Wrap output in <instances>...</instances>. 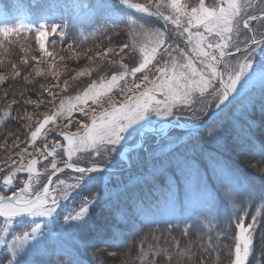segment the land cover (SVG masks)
<instances>
[{
    "label": "snow or ice",
    "instance_id": "6c2138e0",
    "mask_svg": "<svg viewBox=\"0 0 264 264\" xmlns=\"http://www.w3.org/2000/svg\"><path fill=\"white\" fill-rule=\"evenodd\" d=\"M116 3L123 9L155 17L157 20H162L164 25H171L175 35L183 41L185 47L181 48L179 44L169 43L167 28L153 30L140 24L139 28L142 32L156 38L150 45L139 49L141 59L138 66H133L130 71L125 70L112 75L110 79L101 80L99 83L91 82L82 95H77L75 102L68 104L67 107L61 100L59 110L45 115L44 119L38 122V126L30 132L26 147L17 153L19 160L14 162L9 156L0 164V173H3L0 176V219L4 225L0 229V247L6 249L7 264H29V255L42 249L45 234L41 224L34 223L30 231H24L22 236L15 235L10 229L13 228L14 223L18 222V218H49V222L55 218L59 222L60 214L57 209L60 207V199L70 198L69 189L89 188L96 181L102 180L101 175L93 174L107 172V164L112 153H118L120 149L127 152L128 142L137 133L143 135L144 131H157L148 127L153 123L152 117H171L177 110L183 109L192 112V119L200 120L201 117L197 115V112L207 115L208 112L205 109L211 110L212 102H215L216 110H223L241 97L250 85L256 82L264 84V32H261L258 37L256 29L252 27L255 21L264 22V10L260 15L250 13L248 9L253 7L251 0H216L212 5H209L206 0H198V4L193 6H189L182 0H147L146 3L116 0ZM83 7L90 8L92 5L84 4ZM97 7L106 9L113 16L112 30L115 32L119 27L118 21L122 19L115 15V11L120 9H115V6L107 0H99ZM134 23L129 21L130 25ZM241 25L243 29L251 33V35L245 33L243 40L239 38ZM62 27L67 28V24L41 23L35 29L23 23L11 26L5 24L0 27V37L8 39L14 34L19 35L21 30L35 32V43L41 55L54 59V54L46 49V42L50 33H58L63 40L66 33L60 30ZM68 47L71 49L72 45ZM129 47L128 43L122 42L116 55H127L126 49ZM21 50H24L23 47ZM112 52L114 48L109 46L101 56ZM237 53L242 55L237 56ZM35 59L33 57V60ZM61 59H63L62 56ZM24 63L27 61L25 60ZM49 68L51 72L52 65H49ZM14 74L20 75L18 71ZM85 74V72L79 73L81 76ZM137 74L142 75L138 77ZM36 75L40 76L43 73L37 70ZM129 76L133 78L131 81L126 79ZM24 79L28 78L24 77ZM6 80L5 76L0 75V86L5 89L8 87ZM121 81L124 82L123 85ZM64 85L62 90H66L67 81ZM54 87L59 88L60 85L57 84ZM117 88L121 94L119 101L110 95ZM49 95L55 98L50 91ZM3 99H9L7 91ZM89 101L97 105V109L92 111L89 123L80 124L75 132L70 128L68 131H60L58 135L63 137L61 143H56L55 137L46 135L47 126L55 125L56 117L68 119V124L64 125L68 127L71 124L69 119L71 112L79 110L87 115L83 105ZM105 101H107V107H104ZM18 103L20 102L13 95L4 115L10 116L13 106ZM22 103L38 108L43 101L25 99ZM197 104L200 105L199 108L196 107ZM27 118L31 119V116ZM137 125L139 127H134ZM203 126V124L188 125V135L194 134ZM80 129L83 131L81 132ZM42 135L46 137L45 142L43 146H39L37 141ZM209 135H212L211 131ZM21 142L20 138L16 137L12 145L19 147ZM27 147H32L39 156L31 157L29 153L31 158L25 163L24 153ZM174 148L175 144L170 141L165 151L171 152ZM258 151L261 159L264 160V145H260ZM85 152L91 157V166H80L73 162V157L77 153ZM159 154L160 150L157 149L152 155ZM65 156L66 159H64ZM42 161H48V163L44 164ZM38 163L41 165L40 169L37 168ZM101 164L104 165L103 168ZM2 165H7L8 170L5 171ZM250 166L255 167L254 164ZM176 167L178 172L183 173L190 165L186 161L177 159ZM66 169L71 170L73 174H78L73 176L74 183L69 184L58 176ZM22 172L27 173V179H22L18 175ZM193 172L198 176V170L193 169ZM217 172L219 178L230 186L229 194L244 190V182L235 171L228 169L226 165H218ZM41 175L46 176V183L38 189L35 184L39 183ZM53 177L57 179L54 181ZM16 181H19L16 185L18 190L13 187ZM57 189L63 191L62 197H58ZM113 194L114 192L108 188L107 180L104 179L102 192L89 195L87 199L81 201L78 210L63 216V227L78 233L79 247L90 246L93 239L89 218L92 206ZM249 198L251 200L259 198L264 204V182L259 186L258 196L257 190L253 189L249 192ZM205 203L209 213L219 214L214 198ZM193 211L194 218H198L199 213ZM117 219L123 223L128 222L121 213H117ZM184 223L186 225L184 235L187 236L193 225L187 221ZM258 230L260 239L264 241V206L257 208L254 213H249L242 208L239 214L233 213L229 217L228 227L222 229L216 237L218 242H224V247L227 249V264H248ZM113 233L115 239L119 236L120 230L114 227ZM6 236H10L11 239H5ZM110 242L105 241L106 244ZM209 247H216L211 240ZM203 250L206 252L208 248L205 247ZM184 254L185 251L180 250L175 255L180 257ZM47 255L46 252H42V256ZM109 255H115V253H109ZM51 256V259H43L42 264H84L76 248L59 245ZM0 264H4V261L0 260ZM195 264H207V260L201 255Z\"/></svg>",
    "mask_w": 264,
    "mask_h": 264
},
{
    "label": "trees",
    "instance_id": "16d2710c",
    "mask_svg": "<svg viewBox=\"0 0 264 264\" xmlns=\"http://www.w3.org/2000/svg\"><path fill=\"white\" fill-rule=\"evenodd\" d=\"M15 2L16 0H0V4L4 7L8 3ZM36 2L38 4L32 5L28 2L26 4L29 16L26 18L25 25L33 29L37 26L38 18V12L33 13V11L38 8L42 15L45 6L41 0ZM259 9L264 10V2L261 0L256 2V9L251 13L261 14L262 11ZM100 18L101 14H99ZM136 21L147 27L155 24L144 18H138ZM256 22H260L264 29V22L261 21L253 22V28ZM118 24L119 27L115 32L112 30L113 24L102 25L95 33L84 30V25H81L84 32L69 29L65 31L66 35L63 40L56 39V49L60 54L80 53L98 46L106 48L120 45L122 42L129 44V25ZM34 44L35 32L21 30L19 35L14 34L8 39L0 37V71L11 67L12 59L21 53L22 47ZM69 45H72L71 49ZM240 55L242 54H237V56ZM33 66L29 62L24 66L19 78L6 83L7 89L2 86L3 91H0V147L8 146L17 136L21 139L25 138L26 134L23 130L25 121L21 117H25L26 112L31 111L34 105L24 104L22 101L25 99L42 100L43 93L41 92L45 90H40V85L42 86L44 81L36 79L30 82L29 77L27 80L24 79L30 75V69ZM5 91H7L8 100L3 99ZM13 95L20 103L13 106L10 116H5L7 104ZM205 117L193 122L187 120L186 123L188 125L197 124ZM209 131L212 135H209ZM172 132L180 138L171 152L163 150L159 155H153L139 163H131L130 169L119 174L100 173L102 180L96 181L89 188L75 189L72 192L64 209L65 213L79 209L81 201L87 199L89 195L102 192L104 179L107 180L109 190L114 192L108 199L100 200L91 208L89 218L93 239L90 246L81 248L84 253L76 243L71 246L78 250L80 256L91 255L92 259H89L91 264H177V260L179 264H195L201 255L206 258L207 264H227V249L224 247V242L216 240L217 234L228 227L229 217L233 213H240L239 208L254 213L257 208L264 206L259 198L254 200L249 198V192L252 190L250 186L256 185L258 196L259 186L264 182V160L261 159L258 151L259 146L264 145V84L260 82L253 84L241 97L221 110L205 127L194 134L189 136L188 131L179 130H172ZM177 159L188 162L190 167L195 164V170H198V176L195 178L203 179L213 195L219 197L218 199L228 194L230 204L234 207L233 210L219 215L213 226L209 228H204L194 222H187L193 225L187 236L184 235L185 223H144L139 220L138 213L135 211L136 208L150 209L146 199L149 198L150 202L157 200L155 190L165 199L164 190L169 189L171 183L177 182L180 185L176 167ZM115 161L116 159L110 160L113 166L109 167L124 168L123 163L121 166H115ZM90 164L86 163V165ZM211 164L216 167L226 165L228 169L235 171L244 182V190L229 194L230 186L225 184L219 175L215 176L217 171L212 169ZM251 164L255 167L250 166ZM101 166L104 165L101 164ZM184 173L185 176L189 174ZM65 174L78 175L71 172ZM194 174L193 172L192 175ZM137 194H140L139 197L133 201ZM117 213L126 217L128 222L123 223L117 219ZM234 226L233 221L232 227ZM114 227L120 230L119 236L115 239ZM66 231L78 235L76 232L67 229ZM71 234L66 239L67 243L74 242ZM210 240L216 246L215 248L209 247ZM105 241L111 242L106 244ZM205 247L208 248L206 252L203 250ZM165 249L168 251L165 252ZM180 250H184L185 254L177 257L175 254ZM109 253H115V255H109ZM258 261L259 264H264V241L260 239L259 230L248 264H258Z\"/></svg>",
    "mask_w": 264,
    "mask_h": 264
},
{
    "label": "rangeland",
    "instance_id": "374dc122",
    "mask_svg": "<svg viewBox=\"0 0 264 264\" xmlns=\"http://www.w3.org/2000/svg\"><path fill=\"white\" fill-rule=\"evenodd\" d=\"M37 0H16L15 3H8L7 8H2L0 6V27H3L5 24L8 25H15L18 23L25 24L26 18L29 16L28 10L26 8V4L32 3L38 4ZM44 3V9L42 15H40V10L38 8L35 9L34 12H38V18L36 20V28L41 23L51 24L52 22L56 23H66L67 28H61V31H67L69 29H73L75 31L81 30V25H84V30L88 31L89 33H95L98 31V27L105 24V21L110 23L113 22V16L104 8L97 7L99 0H41ZM258 0H251L253 7L248 9L251 13L256 9V2ZM107 2L113 3L115 9H120V11H115V15L122 17V19L118 22H124L129 25L130 29H128L129 35V48L126 49L127 55L118 56L116 53L119 51V45L112 46L114 48V52L108 53L106 56H101L102 53L106 52L107 47H94L92 49L85 50L80 53H64L60 54L59 50L57 51V44L56 39L60 38L59 34H49L48 40L46 42V49L48 52L54 54V59L52 57H44L41 55L36 43L33 46L24 47L23 51L19 55H16L12 59V65L10 68L0 71V75H3L7 78L6 83L10 82L11 80H15L22 75V70L25 65L32 63L34 66L30 69V75L26 77L30 78V82H34L36 79H42L44 83L42 86L40 85V90H45L42 96L43 103L40 107H35L31 111H27L24 117L25 123H23V130L25 131V138L22 140L20 136H17L22 141L19 144V147H15L11 144L8 146H1L0 147V162L5 161L11 156L12 161L19 160V153L20 149L26 147L27 138L30 136V132L38 126V122L42 121L45 115L53 114L55 111H58L60 108L61 100L64 101L65 107L68 104L75 102V97L77 95H82V92L88 87V85L95 81L99 83L101 80L110 79L112 75L118 74L122 71L129 70L133 66H138V63L141 59L139 55V49L141 47L150 45L155 40V36L146 34L142 32L139 28L140 23L136 21L135 18L129 17L128 15L136 16V17H145V14L142 13H135L133 10L123 9L116 3V0H107ZM132 2H140L146 3L147 0H132ZM182 2H186L189 6L197 5L198 0H182ZM209 5H212L216 2V0H206ZM84 4L92 5L90 8L83 7ZM262 11L263 9H259ZM98 12L101 13V20H99ZM149 17V16H148ZM147 18V17H146ZM157 20L155 17H152ZM134 21V24H129V21ZM104 22V23H102ZM161 22V23H160ZM157 25V26H156ZM156 25L151 28L153 30L167 28L168 32L167 35L169 36V43L180 44V47H185L183 41L177 37L172 29L171 25H164L162 20L156 21ZM256 29L257 36L260 35L261 32H264L263 26L260 22H256L253 25ZM84 32V31H82ZM245 33H248L246 29H243L241 25V35L240 39L243 40L245 38ZM237 55V54H236ZM61 56L63 59H61ZM33 57L36 59L33 60ZM27 63H24V61ZM155 63V61H154ZM49 65H52V69L50 72ZM124 65V67H121ZM39 70L43 73V75L37 76L36 71ZM19 72V76H15V72ZM85 72L86 74L81 76L79 73ZM27 73V72H26ZM52 73H57L58 75H54ZM142 74H137V76H141ZM151 75V74H150ZM75 77V79H73ZM127 80L131 81L132 77H127ZM67 81L66 90L64 89L65 85L64 82ZM47 83V84H45ZM123 85V81L120 82ZM59 84L60 87H54V85ZM255 84V83H254ZM253 85V84H252ZM250 85L249 88L252 86ZM8 88V87H7ZM248 88V89H249ZM47 89V90H46ZM247 89V90H248ZM246 90V91H247ZM0 91L2 90V86H0ZM49 91L55 95H49ZM116 101L121 99V94L119 89H114L113 93L110 94ZM211 100V97H209ZM107 101L104 102V107H107ZM197 108L200 107L199 104L196 105ZM85 112L88 114L85 115L79 110H75L71 112L69 119L71 120V124L68 127H64V125L68 124V119L64 117H56V124L49 125L46 129L47 136L55 137L56 143L63 142L62 136H59L58 133L60 131H68L69 128L71 131L75 132L79 128L80 124L89 123L90 116L92 115V111L97 109V105L92 104L89 101L87 104L83 105ZM215 108V102H212L211 110L207 108L205 111L208 114ZM197 115L201 118L205 117L203 112H197ZM31 116V119L27 117ZM192 112L191 111H184L183 109L177 110L175 115L167 118H157L152 117L153 123L148 125V127H154L158 125L162 121H170L179 127H187L188 124L186 123L187 120L189 121H196L192 119ZM144 123V122H141ZM134 127H139L134 126ZM82 132L83 129H80ZM138 134L134 136L127 145H135L138 141ZM14 136V135H13ZM16 138V137H15ZM45 135H42L37 144L39 146H43L45 142ZM179 136L172 132L169 127H161L159 130L154 132L145 133L142 136V141L139 146L134 152L126 153L124 158L127 159L130 163H139L151 156L156 152L157 149L161 151L165 150L168 143L171 141L174 144L177 143L179 140ZM51 144V141L49 142ZM66 143V142H65ZM120 151L112 153L111 157L108 161V166H113V162L110 160L115 161V166H121L123 163L120 159ZM62 151V150H61ZM31 157L39 156V153H36L32 147H27V151L24 153L25 155V163ZM51 158H49L50 160ZM66 159V156L64 157ZM73 162L79 164L80 166H90L86 165V163H91V157L88 153H77L75 157H73ZM42 163L47 164L48 161H42ZM191 163V162H190ZM2 164V163H1ZM124 165V163H123ZM5 168V171L8 170L7 165H2ZM114 166V167H115ZM40 163L37 164V168L40 169ZM212 169L217 171V167L211 164ZM193 169H195V164L193 167H188L185 169L184 172L189 173L188 176H185V173H180L177 171L180 177V185L177 182H173L170 184L169 189H165L163 196L162 194L158 193L157 190L154 191V194L157 196V200L154 202H150L149 198L146 199L148 210L142 208H136L135 211L139 213L147 222L151 223H162V222H174L176 224L187 222H194L204 228H209L213 226V223L216 221V218L219 217V214H225V212L233 210L230 202V198L225 194V197L218 199L215 197L210 190L209 187L206 186L204 180L195 178L197 175H192ZM64 173L58 174L59 177L65 179L67 183L71 184L74 183L73 176ZM73 174V173H72ZM3 173H0L2 176ZM22 179H27V173L22 172L18 174ZM93 175H100V174H93ZM218 175V172L215 176ZM201 176V175H200ZM57 178L54 179V181ZM46 183V176L41 175L39 177V183H36V188H42L43 184ZM175 183V184H174ZM19 184V181L13 185L16 188V185ZM129 186L131 184H128ZM22 186V185H21ZM54 186V185H53ZM251 189H256V185L250 186ZM62 189V186H61ZM61 189H57L58 197L63 196V191ZM18 190V188H16ZM75 189H69L68 195L69 197L72 195V192ZM251 190V191H252ZM140 194H137L133 201L139 197ZM215 199L217 203V208L219 214L216 213H209L207 210L206 201L211 199ZM218 199V200H217ZM68 200L60 199V207L57 209L59 215V222L53 218L51 222H49V218H18V222L14 223L13 228L10 231L15 235H23L24 231H30L31 227L34 223H40L41 228L44 232V237L42 240V249L37 250L34 253L30 254L28 257L29 264H42L43 259H51V254L55 250V248L59 245H63L65 247L71 248V246L75 245V243L79 246V236L73 235V233H68L66 229L63 227V216L74 212L78 209H73L67 213H65L66 204ZM134 204V202H133ZM138 205V204H135ZM140 205V204H139ZM231 207V208H229ZM242 209V208H239ZM199 213L198 218H194L195 214L194 211ZM47 225V227H45ZM4 227L2 219H0V229ZM50 233V235H49ZM65 234V236H64ZM74 240L73 243L70 241L67 243L66 239L70 236ZM5 239H11L10 236H6ZM72 244V245H70ZM82 247H79L81 249ZM42 252H46L47 256H42ZM81 252L84 253V250L81 249ZM7 255L6 249L0 247V260L4 261V264H7V260L5 259ZM79 258L81 261H84L85 264H91L92 259L91 255L85 254L84 256H80ZM64 259V258H62ZM93 262V261H92Z\"/></svg>",
    "mask_w": 264,
    "mask_h": 264
},
{
    "label": "water",
    "instance_id": "95a60500",
    "mask_svg": "<svg viewBox=\"0 0 264 264\" xmlns=\"http://www.w3.org/2000/svg\"><path fill=\"white\" fill-rule=\"evenodd\" d=\"M219 110H216V109H214L211 113H210V115L207 117V119L203 122V123H201V124H205L206 122H208L210 119H211V117L214 115V114H216L217 112H218ZM169 126H171V127H176V126H174V125H172V124H170V123H167ZM158 128V126L157 127H155L154 129H157ZM145 132V131H144ZM141 141V134H139V142ZM129 150H132V149H134L135 148V146L134 147H127ZM103 168V167H102ZM108 172H118V171H114V170H111V169H108L107 170ZM54 178V177H53Z\"/></svg>",
    "mask_w": 264,
    "mask_h": 264
}]
</instances>
